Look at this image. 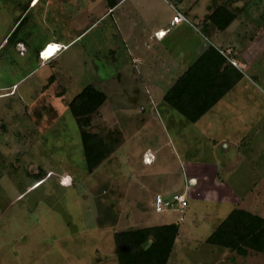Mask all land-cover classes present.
<instances>
[{
    "label": "rangeland",
    "instance_id": "374dc122",
    "mask_svg": "<svg viewBox=\"0 0 264 264\" xmlns=\"http://www.w3.org/2000/svg\"><path fill=\"white\" fill-rule=\"evenodd\" d=\"M197 2L201 19L219 4L237 13L208 40L233 47L226 51L254 79L191 124L163 103L172 79H156L146 60L153 55L146 51L139 66L131 64L122 40L133 20L115 27L106 14L94 24L106 9L93 0H0V86L15 84L11 94L0 92V264H117L114 232L176 222L168 264H264L263 255L240 257L204 243L234 208L264 217V0ZM21 17V46L1 54ZM47 42L67 46L43 61L37 52ZM89 84L107 96L89 130L121 133L93 174L68 110ZM224 142L234 146L229 156ZM213 144L226 153L217 157ZM147 152L153 159L144 164ZM39 169L45 177L35 183ZM173 193L184 194L188 208L157 212L156 197L169 203Z\"/></svg>",
    "mask_w": 264,
    "mask_h": 264
},
{
    "label": "trees",
    "instance_id": "16d2710c",
    "mask_svg": "<svg viewBox=\"0 0 264 264\" xmlns=\"http://www.w3.org/2000/svg\"><path fill=\"white\" fill-rule=\"evenodd\" d=\"M112 7L115 1L107 3ZM239 10V9H236ZM237 13L225 4H219L205 19V23L217 33L224 32L237 19ZM25 17L15 23V32L7 40L15 47L21 40L15 36ZM45 47H42V51ZM226 51V49H223ZM39 57V54L37 52ZM243 73L223 57L219 49L209 45L203 53L169 87L162 101L179 113L187 122L195 124L221 101L242 79ZM53 81V76L48 82ZM62 91L58 96H62ZM106 94L93 85H86L68 103V110L75 120L81 141L82 157L87 174L93 172L120 145L121 133L113 130L114 136H103L89 130L93 116L106 102ZM45 172L39 169L35 183L43 180ZM179 236V224L171 223L116 231L112 235L114 256L117 264H168ZM205 244L223 249L230 254L247 257L250 254L264 256V217L234 208L216 225L205 239ZM234 261L233 257H230Z\"/></svg>",
    "mask_w": 264,
    "mask_h": 264
},
{
    "label": "crops",
    "instance_id": "0c3cea01",
    "mask_svg": "<svg viewBox=\"0 0 264 264\" xmlns=\"http://www.w3.org/2000/svg\"><path fill=\"white\" fill-rule=\"evenodd\" d=\"M93 1L99 2L96 7H99L100 5L103 6L104 10L106 9L104 12L99 14L100 16L95 20L94 24L101 21V19H103V17H105L106 14H109L111 18L115 19V20L112 19L115 24V27L118 26L121 22L123 24H126L127 23L126 19L128 21L133 20V23L128 26L127 34L124 35V37L128 39L127 42L122 40L125 46L126 44L129 43L130 48H128L127 51L129 57L131 58V64L132 65L138 64L139 66L142 55L146 51H148L149 55H153V57L148 56V58L146 59L148 61H153L150 67V69L153 70L150 71L154 72V76H156L157 80H159V78L161 79L166 78V79H170L171 82L172 79L170 85H172L173 82H175V80L177 79L176 78L175 80H173L172 73H178V77L181 74H183L209 45H213L217 49L230 48L235 50L233 47L230 46L215 45L208 40V35H211L212 38H214V34H217V32L215 31V29H211L210 27L211 25L205 23V19H206L205 16L201 19L200 16L194 11V7L198 3L197 0L189 3L188 1L185 0H145V2L144 0H114L115 4L112 7L108 6L107 4L112 0H93ZM183 5L184 6L187 5V6L182 7ZM172 7H175L177 10L183 13L188 18L190 25L189 24L172 25V16H173ZM168 10L170 11L171 15H169V17L167 16V20H165V17L162 16V13ZM200 19L202 21L201 29L199 28ZM15 21L13 22V24L15 23ZM192 36L193 39H191ZM122 37L123 34H120V38ZM53 44H56L59 50H60L59 47L67 46V44L62 45L61 43L58 42H47L44 45V47H46L45 51L42 52L39 49L38 54L41 52L44 54L46 51L51 49V45ZM0 45L2 46V42H0ZM20 46L21 44L19 43L16 47L19 48ZM58 54L59 53H57L56 55ZM56 55H54L53 57H55ZM234 57L237 61H239L236 56V53H234ZM166 58L169 63L168 65H164ZM144 64H146V62ZM239 67L245 68V72L243 73V75H245L247 73V69L244 62H241ZM244 79L249 81L254 78L244 76L243 79L238 84L243 82ZM10 87L12 88L8 90V88ZM14 87L15 84L8 87L0 86V92L6 90L9 91V93L11 94L13 92ZM148 100L151 101L150 98H148ZM154 112L157 111L155 110ZM224 143L228 145L227 150H230L228 154H226V156H229L230 152L234 149V146L229 142H224ZM222 146L223 145H221V147L218 148L215 144H213L212 148L217 157L223 156V154L226 153L225 147ZM144 157L147 158V160L144 161ZM150 159L151 160L153 159V155L147 152L143 155L142 162L144 164H149L151 162ZM194 182H195V178L190 177L189 183L194 184ZM187 203H188L187 205L188 208L189 206L188 200Z\"/></svg>",
    "mask_w": 264,
    "mask_h": 264
},
{
    "label": "built area",
    "instance_id": "2783aa9c",
    "mask_svg": "<svg viewBox=\"0 0 264 264\" xmlns=\"http://www.w3.org/2000/svg\"><path fill=\"white\" fill-rule=\"evenodd\" d=\"M172 10H173L172 25H178V24H189L190 25L188 18L183 13H181L175 7H172ZM59 48H60V50H59V52H60L65 47H59ZM42 52L39 55L40 58L42 56ZM219 52L223 57L226 58V60L231 65H233L234 67L239 69V67H237L235 61L230 57V51H228V50L224 51V50L219 49ZM42 60L46 61L44 59H42ZM187 205H188V203H187L186 198L184 197V194L173 193L171 201L169 203L163 202V199H161L160 196H157L156 202H155V210L157 212H161L165 208H170L171 210L182 211L187 207Z\"/></svg>",
    "mask_w": 264,
    "mask_h": 264
},
{
    "label": "bare ground",
    "instance_id": "6f19581e",
    "mask_svg": "<svg viewBox=\"0 0 264 264\" xmlns=\"http://www.w3.org/2000/svg\"><path fill=\"white\" fill-rule=\"evenodd\" d=\"M58 46L56 44H53L51 45V49H49L48 51H46L44 54H43V57L42 59L44 60H47V59H51L54 55L57 54V52L59 51V49L57 48ZM50 50L51 51V54L50 53ZM151 160V159H150ZM148 162V161H147ZM149 163V162H148Z\"/></svg>",
    "mask_w": 264,
    "mask_h": 264
},
{
    "label": "clouds",
    "instance_id": "9594fccd",
    "mask_svg": "<svg viewBox=\"0 0 264 264\" xmlns=\"http://www.w3.org/2000/svg\"><path fill=\"white\" fill-rule=\"evenodd\" d=\"M63 50V49H62ZM39 55H40V53H39ZM39 58H40V56H39ZM41 59V58H40ZM42 60V59H41Z\"/></svg>",
    "mask_w": 264,
    "mask_h": 264
},
{
    "label": "snow or ice",
    "instance_id": "6c2138e0",
    "mask_svg": "<svg viewBox=\"0 0 264 264\" xmlns=\"http://www.w3.org/2000/svg\"><path fill=\"white\" fill-rule=\"evenodd\" d=\"M51 51H52V50H50V53H49V54H51Z\"/></svg>",
    "mask_w": 264,
    "mask_h": 264
}]
</instances>
